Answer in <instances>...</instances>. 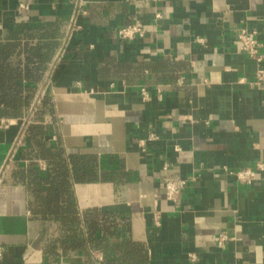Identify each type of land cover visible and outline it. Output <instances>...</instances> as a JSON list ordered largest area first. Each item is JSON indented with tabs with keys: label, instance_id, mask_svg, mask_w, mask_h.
Instances as JSON below:
<instances>
[{
	"label": "crops",
	"instance_id": "crops-1",
	"mask_svg": "<svg viewBox=\"0 0 264 264\" xmlns=\"http://www.w3.org/2000/svg\"><path fill=\"white\" fill-rule=\"evenodd\" d=\"M135 20L146 33L119 39ZM18 22L58 45L0 118V264H264V172L224 171L264 161V88L236 37L256 29L264 64V0H0V38Z\"/></svg>",
	"mask_w": 264,
	"mask_h": 264
},
{
	"label": "trees",
	"instance_id": "trees-1",
	"mask_svg": "<svg viewBox=\"0 0 264 264\" xmlns=\"http://www.w3.org/2000/svg\"><path fill=\"white\" fill-rule=\"evenodd\" d=\"M40 29L34 23H12L0 38V118L20 116L31 104L54 56L58 42Z\"/></svg>",
	"mask_w": 264,
	"mask_h": 264
},
{
	"label": "built area",
	"instance_id": "built-area-1",
	"mask_svg": "<svg viewBox=\"0 0 264 264\" xmlns=\"http://www.w3.org/2000/svg\"><path fill=\"white\" fill-rule=\"evenodd\" d=\"M23 6V5H22ZM160 12L155 13V17L159 18ZM146 33V29L140 20L121 26L117 28L116 35L119 39H133L136 36H143ZM236 37L239 41V48L242 52L246 53L250 58L255 61V78L252 81L254 85L260 88H264V64L263 54L260 52L261 43L258 39V33L256 29H248L246 27H240L236 31ZM198 40H202L198 38ZM143 97H147V91L145 88L141 89ZM9 122L8 119H0V127L5 126ZM154 136L152 135L151 138ZM224 171L234 176V178L241 183H251L257 176L258 172H264V161L258 160L253 167H242L238 169H227ZM188 184V180L184 178L178 179H164L161 183V187L164 191L165 197L170 201H177L179 194ZM155 223L158 225L157 216L154 217ZM228 237L224 233H221L218 239V244L226 240ZM191 260H196V255L190 254Z\"/></svg>",
	"mask_w": 264,
	"mask_h": 264
}]
</instances>
